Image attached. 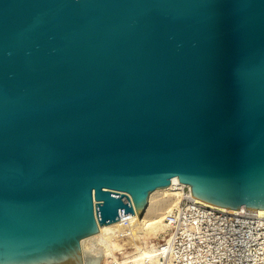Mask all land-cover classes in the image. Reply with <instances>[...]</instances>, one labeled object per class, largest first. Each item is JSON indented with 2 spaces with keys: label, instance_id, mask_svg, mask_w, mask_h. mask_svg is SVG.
<instances>
[{
  "label": "water",
  "instance_id": "water-1",
  "mask_svg": "<svg viewBox=\"0 0 264 264\" xmlns=\"http://www.w3.org/2000/svg\"><path fill=\"white\" fill-rule=\"evenodd\" d=\"M173 178L264 210V0H0V264H85Z\"/></svg>",
  "mask_w": 264,
  "mask_h": 264
},
{
  "label": "built area",
  "instance_id": "built-area-1",
  "mask_svg": "<svg viewBox=\"0 0 264 264\" xmlns=\"http://www.w3.org/2000/svg\"><path fill=\"white\" fill-rule=\"evenodd\" d=\"M166 218L163 243L180 264H264V215L246 209L229 213L199 203L183 187Z\"/></svg>",
  "mask_w": 264,
  "mask_h": 264
},
{
  "label": "bare ground",
  "instance_id": "bare-ground-1",
  "mask_svg": "<svg viewBox=\"0 0 264 264\" xmlns=\"http://www.w3.org/2000/svg\"><path fill=\"white\" fill-rule=\"evenodd\" d=\"M183 187L186 186L180 183L177 178H173L169 187L157 189L149 195L147 208L140 217H138L137 212L134 215H122L118 221L99 226L98 233L81 240V250L85 264H109L111 261L108 262V258L111 251L122 250L120 242L124 240H131L132 242L128 244L134 242L133 245L135 247L134 253L130 255L132 260L130 261L126 256L122 260L124 262L128 260L130 264H176L172 257L169 256L166 244L158 242L155 245L153 241L160 235L163 236L160 241L165 242L167 240L166 230L169 227V223L166 214L178 203L179 198L183 194ZM164 197L168 199H163ZM194 200L229 213L246 210L244 206L239 210H230L208 204L196 198ZM169 207L171 208L169 209ZM254 212L264 215V210H254ZM137 242L140 244H136ZM113 259L117 262L116 257Z\"/></svg>",
  "mask_w": 264,
  "mask_h": 264
},
{
  "label": "rangeland",
  "instance_id": "rangeland-1",
  "mask_svg": "<svg viewBox=\"0 0 264 264\" xmlns=\"http://www.w3.org/2000/svg\"><path fill=\"white\" fill-rule=\"evenodd\" d=\"M163 199H168V198L164 197ZM171 207H169V209ZM162 237H163L162 235L158 236V238L153 241L154 244L156 245L158 242L159 243H163V241H160L162 239ZM124 241H126V240H124ZM124 241L123 242H120V245H121L122 250H120V251H116V250L111 251V253L109 255V258H111V259L108 258V262L111 261V262H109V264H130V263H128V260H125V262L122 261V260H124L126 258V256L128 257L127 259H130V261L132 260V257H130V255H132V253H134V251H135V247L133 245L134 242L132 244H128L129 242L131 243L132 241L131 240H127L126 241L127 244H126V243H124ZM122 244H126V245H122ZM136 244H140V243L137 242ZM115 257L117 258V262L114 261V259H113ZM175 262H176V264H180V263H177V261H175Z\"/></svg>",
  "mask_w": 264,
  "mask_h": 264
}]
</instances>
